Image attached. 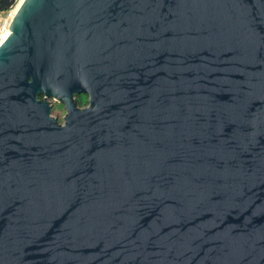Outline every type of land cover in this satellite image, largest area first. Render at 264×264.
<instances>
[{
    "label": "water",
    "instance_id": "obj_1",
    "mask_svg": "<svg viewBox=\"0 0 264 264\" xmlns=\"http://www.w3.org/2000/svg\"><path fill=\"white\" fill-rule=\"evenodd\" d=\"M8 28L0 264H264V0H22Z\"/></svg>",
    "mask_w": 264,
    "mask_h": 264
},
{
    "label": "rangeland",
    "instance_id": "obj_2",
    "mask_svg": "<svg viewBox=\"0 0 264 264\" xmlns=\"http://www.w3.org/2000/svg\"><path fill=\"white\" fill-rule=\"evenodd\" d=\"M1 16L2 17L5 16V12H2ZM0 25H1V22H0ZM88 103H89L88 95H80V96H78V103H77L78 107H85V106L88 105ZM65 113L66 112H65L64 107H62L59 104H53V106H52V114L58 118V121L60 123H62L63 116L65 115Z\"/></svg>",
    "mask_w": 264,
    "mask_h": 264
},
{
    "label": "built area",
    "instance_id": "obj_3",
    "mask_svg": "<svg viewBox=\"0 0 264 264\" xmlns=\"http://www.w3.org/2000/svg\"><path fill=\"white\" fill-rule=\"evenodd\" d=\"M13 5H14V3L12 5H10V7L7 10L2 11V12H5V16H3V17L1 16L2 12L0 11V22H1L0 31L4 30L5 27L9 25V22H10L12 16L14 15L15 10H13Z\"/></svg>",
    "mask_w": 264,
    "mask_h": 264
},
{
    "label": "bare ground",
    "instance_id": "obj_4",
    "mask_svg": "<svg viewBox=\"0 0 264 264\" xmlns=\"http://www.w3.org/2000/svg\"><path fill=\"white\" fill-rule=\"evenodd\" d=\"M21 2L22 0H16L13 5V10H16ZM8 31H9L8 26H6L4 30L0 31V40L8 33Z\"/></svg>",
    "mask_w": 264,
    "mask_h": 264
},
{
    "label": "flooded vegetation",
    "instance_id": "obj_5",
    "mask_svg": "<svg viewBox=\"0 0 264 264\" xmlns=\"http://www.w3.org/2000/svg\"><path fill=\"white\" fill-rule=\"evenodd\" d=\"M75 97H76V102L78 103V96L75 95Z\"/></svg>",
    "mask_w": 264,
    "mask_h": 264
}]
</instances>
